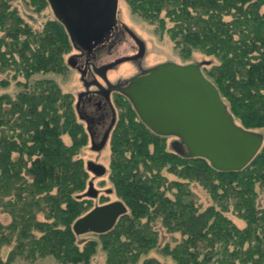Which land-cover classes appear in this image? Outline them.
Returning <instances> with one entry per match:
<instances>
[{"label":"trees","instance_id":"obj_1","mask_svg":"<svg viewBox=\"0 0 264 264\" xmlns=\"http://www.w3.org/2000/svg\"><path fill=\"white\" fill-rule=\"evenodd\" d=\"M17 1L0 0V74L27 81L14 97L0 96V214L11 218L8 225L0 219V264L46 257L87 264L96 246L81 250L73 231L93 209L84 196L89 171L79 157L85 139L74 100L53 80L33 79L63 72L72 42L60 21L33 30ZM129 1L136 14L169 30L183 55L216 58L210 77L235 122L248 131L264 128V0ZM167 138L131 104L120 115L111 170L128 213L108 233L96 234L107 264H166L150 257L160 246L159 226L180 236L162 249L175 264H264V206L258 204L264 145L242 171L221 172L203 158L168 150ZM166 173L180 181H168ZM194 183L214 205L202 206ZM230 208L245 228L226 216Z\"/></svg>","mask_w":264,"mask_h":264},{"label":"water","instance_id":"obj_2","mask_svg":"<svg viewBox=\"0 0 264 264\" xmlns=\"http://www.w3.org/2000/svg\"><path fill=\"white\" fill-rule=\"evenodd\" d=\"M55 17L67 30L72 44L92 50L116 26L119 0H48ZM125 58L115 65L128 61ZM72 58L68 65L73 67ZM108 93L119 91L133 105L140 119L153 132L175 137L173 151L184 158H203L221 172L242 171L264 145V136L238 126L223 102L217 87L202 72L201 65H157L131 78L126 87L108 83ZM108 137L92 148L100 152ZM87 169L96 177L106 174L102 165L89 162ZM97 198L89 184L84 195ZM127 206L116 201L98 206L73 225L76 236L111 231Z\"/></svg>","mask_w":264,"mask_h":264},{"label":"rangeland","instance_id":"obj_3","mask_svg":"<svg viewBox=\"0 0 264 264\" xmlns=\"http://www.w3.org/2000/svg\"><path fill=\"white\" fill-rule=\"evenodd\" d=\"M14 6L17 8L18 12L20 13L21 17L26 21V23H28L36 32H42L45 26L49 24H53L55 21H58L48 1L47 3L41 4V3H35V1L33 2L32 0H18L17 2L14 3ZM118 19L122 25L128 27L136 35L139 41H141L144 47V56L141 58V60H139L141 64L140 66L141 68L138 66L137 64L138 62H131L132 60L131 55H134L137 51L133 49V46H135L136 43L131 37H127L128 41L126 42V44L120 46L112 58L107 59L108 61L111 62L122 57L131 58L128 61L116 65V67H114L112 70L109 71L108 78L111 82L116 83V81L118 80L129 81L131 78L136 76V74L140 71V69L155 67L157 65L168 62H172L181 66H186L190 64H199L201 65V70L203 74L210 81H212L210 75L212 73H215V67L218 64V60L216 58L212 56H208L200 51H194L189 56L183 55L180 52V50L175 46L169 30L168 31H166L167 29L160 30L157 23L150 22L146 20V18L136 14L132 9L129 0H119ZM75 48L76 47L72 44L69 50H67L65 54L66 68L63 72L59 74L40 75L33 79L47 78L53 80L63 93H67L73 97L74 107L76 109V102L78 95L84 89V86L82 84L79 73L74 71L68 65L69 59L73 56L74 53H76ZM24 83H27V81L23 77L20 76L14 78V74L11 71H7L5 73L0 74V96L9 94L14 97L22 89L23 87L22 85H24ZM222 100L229 109V106L226 103V101L223 98ZM113 101L116 102L115 106L117 111V122H118L120 115L124 114V111H126V109L128 108V104H131V102L128 101L125 97H122L120 95L116 96V98L113 97ZM76 116H77V121L81 126L83 137L85 139L84 144L80 148V154H79V157L83 159L85 168H87V164L89 162H93L95 164L102 165L106 169V174L102 177H96L92 173L90 172L88 173V179H87L88 187L86 192L88 191L90 183H93L94 188L98 191L97 198H89L92 199L93 209L98 206H103L116 201H120V199L116 194L114 184L112 182L111 168H112V155H113L112 154L113 132L110 135L108 142L106 146L103 148V150H101L100 152H96L92 148L93 146L92 139L88 132L87 125L79 118L77 110H76ZM236 124L240 126L238 123ZM250 132L261 134L264 136V128L254 129L251 130ZM174 140H176L175 137L174 138L169 137L166 139V147L168 150H173L172 143ZM65 141L68 144L70 143L68 137H65ZM166 176L168 177L167 178L168 181H180L177 176H174L172 174L166 173ZM191 189L194 193H196L200 203L204 208L214 205V202L211 199L210 195L200 184L197 183L192 184ZM258 191H259L258 204L259 206L263 207L264 190L258 189ZM226 216H228L239 228L241 229L245 228L246 226L245 221L242 220L240 217H238L233 212L232 208H230V210L226 213ZM0 219L5 225H8L11 222V218L6 214H0ZM157 229L160 234V246L159 249L153 250L151 252L150 257L157 258L158 260L166 264H175L171 256L162 254L163 253L162 249L166 245L174 246L176 241L180 240V236L178 234L176 235L170 234L160 226ZM174 237L176 238V240L173 239ZM76 243L81 250H83L87 245L93 247L96 246L95 251L90 255V259L87 264H107L106 252L102 248V241L98 237V235L89 233V234L77 236ZM4 258H6V255H4ZM142 263H143V259H141L140 262L137 264H142ZM12 264H61V263L58 262L53 257H46V258L38 259L34 262H28L23 258H18Z\"/></svg>","mask_w":264,"mask_h":264},{"label":"flooded vegetation","instance_id":"obj_4","mask_svg":"<svg viewBox=\"0 0 264 264\" xmlns=\"http://www.w3.org/2000/svg\"><path fill=\"white\" fill-rule=\"evenodd\" d=\"M117 20L116 26L109 32L108 36L102 39L103 42L101 44H98L90 51L75 48L76 53L71 57L73 59V67H70L79 73L84 86V89L78 95L76 110L79 118L86 123L91 139L96 145H99L105 137L109 139L116 126L117 111L113 97L116 98V96L120 95L128 100L119 91L108 93V83L119 85L123 88L127 86V80H118L115 83L108 78L109 71L116 67L115 64L125 57L111 62L107 59L112 58L118 48L126 44L128 41L127 37H131L136 43L133 49L137 51L134 55H131V62H138L137 64L140 67L139 60L144 56V47L141 41L128 27L120 23L118 16ZM151 68L153 67L140 69L136 76L147 72Z\"/></svg>","mask_w":264,"mask_h":264}]
</instances>
